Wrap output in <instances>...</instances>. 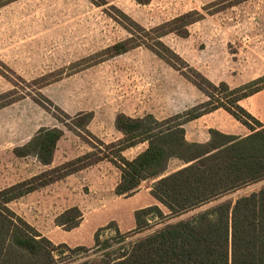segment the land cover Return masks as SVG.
<instances>
[{"label": "rangeland", "instance_id": "rangeland-1", "mask_svg": "<svg viewBox=\"0 0 264 264\" xmlns=\"http://www.w3.org/2000/svg\"><path fill=\"white\" fill-rule=\"evenodd\" d=\"M195 10L203 17L190 24L188 32L179 21L172 27L181 34L156 36L155 27ZM122 41L130 49L116 54L113 46ZM261 76L264 0H0V152L4 159L0 171L13 173L0 185L43 172L36 140L29 146L34 156L27 160L28 167L19 159L18 176L10 169V145L34 140L42 129L62 128L88 142L92 151L104 152L106 146L88 134L87 122L93 109L100 113L97 126L110 125L114 110L107 107L112 97L121 101L124 95L141 92L156 99L157 103L150 102L153 108L166 112L177 103L179 108L199 105L209 100L206 92L229 101V91L221 82L237 88ZM26 168L29 172H24ZM263 188L264 176L213 203H234ZM20 198L7 206L54 244L50 264H107L165 223L149 216L150 228L121 232L110 221L95 229L98 244L74 245L50 238L68 231L56 222L61 207L86 201L89 215L107 216L109 202L42 189ZM38 260L48 259L17 246L0 220V264Z\"/></svg>", "mask_w": 264, "mask_h": 264}, {"label": "trees", "instance_id": "trees-1", "mask_svg": "<svg viewBox=\"0 0 264 264\" xmlns=\"http://www.w3.org/2000/svg\"><path fill=\"white\" fill-rule=\"evenodd\" d=\"M202 17L197 10L187 12L155 27L154 31L157 37L173 31L181 34V30L172 26L182 21L181 27L188 32L187 27ZM113 48L116 54L130 49L125 41ZM195 83L202 88L200 83ZM221 85L229 91L227 99L231 100L224 102L223 98L216 99L215 94L206 92L209 100L162 121L152 115L132 118L120 113L115 124L124 133L123 139L105 144L88 131L96 142L106 146L104 152H88L1 189L0 220L13 235L14 243L32 255L43 254L48 259L33 264H50L54 244L12 211L7 206L11 201L105 159L122 171L115 193L129 196L142 181L163 174L170 158L178 157L192 163L160 178L152 189L153 196L169 212L164 213L158 205L135 212L139 230L151 227L149 216L157 217L159 223L165 222L164 225L140 238L129 250L107 264H264V188L242 196L234 203H213L227 192L264 176V125L239 103L264 89V76L237 88H230L226 82ZM218 108L227 110L253 133L238 137L211 130V139L207 143L186 141L182 125ZM63 134L60 128L42 129L34 140L16 148V155L34 154L29 146L36 140L35 152L40 162L50 165ZM145 140L149 147L135 159L128 160L122 155L124 149ZM24 148L26 151L18 153ZM177 217L181 218L166 223ZM82 218V211L71 207L62 212L56 222L70 230L78 226ZM98 242L96 235L95 243Z\"/></svg>", "mask_w": 264, "mask_h": 264}, {"label": "crops", "instance_id": "crops-1", "mask_svg": "<svg viewBox=\"0 0 264 264\" xmlns=\"http://www.w3.org/2000/svg\"><path fill=\"white\" fill-rule=\"evenodd\" d=\"M155 100V98H145V94H142L141 92L124 95V98H122L121 101H118L115 99V97H112V99L109 100L110 104L107 107L110 110L112 108L114 110L110 125H108L106 128L97 126L96 123L101 121L99 116L100 113L90 109L89 111L92 112V119L88 123L87 129L90 133L103 142H116L124 138V133H122V131H120L115 124L116 117L120 113L132 118H142L146 115H152L155 119L162 121L186 110L189 107L194 106L191 105L188 107L184 105L183 108H179L177 103L175 105L176 108L173 110L167 109L166 112H161L159 109L153 108L151 106L150 102L157 103ZM239 103L264 125V89L242 99ZM65 109H67L69 113H76L74 111H70L69 108ZM79 111L83 112L85 109H80ZM182 127L185 131V139L190 143L209 142L211 139V130H218L224 134L238 137H246L253 133L249 127L236 119L224 108L215 109L211 112L201 115L198 118L189 120L185 122ZM63 132V136L57 142L52 163L50 165H43L40 162L41 167L44 168L42 171L74 160L88 152H91L92 149H94L93 146H91L88 142L83 141L77 134L66 130H63ZM29 141L30 139H26L20 143L16 142L15 144L10 145V169L14 171V176H18L19 173V159L24 160L26 167H28L27 160L31 156H34L32 154L18 156L14 153V149L28 144ZM148 147L149 142L147 140L139 141L135 145L124 149L122 151V155L128 160H133ZM2 155V152H0V167H2L4 162ZM191 163L192 162L187 163L178 157L170 158L167 169L163 174L159 175L158 177L149 178L142 181L139 188L129 196L117 195L115 193L116 186L122 177V171L113 162L107 159L101 160L93 165L78 170L75 173L69 174L62 179L54 181L40 188L43 191L53 192L58 195L65 193L68 195L74 194L82 196L83 194L87 196V200L91 198L97 202L99 200L104 203L109 202L108 205L111 206L110 215L104 216L102 212H94L89 215V207L86 201L85 203L79 201L68 203V205L61 207L62 210L59 212V215L71 207H78L83 213V218L80 224L71 230L65 231L64 233L54 234L53 236H50V238L57 242H65L74 245H90L95 241V237L93 235L95 229L97 227L103 226L107 222L109 223L110 221H114L118 230L121 232L137 228L138 225L135 217V212L137 210L152 205H158L160 208V205L164 206L152 194V189L155 183L160 178L174 173ZM24 172H29V169L26 168ZM12 176L13 173L2 174L0 171V181L8 179ZM25 179L28 178L24 177L21 180L0 185V190ZM38 190L30 192L25 196H28ZM56 203L57 204L54 203V205H59L58 202ZM91 208L92 210H95L93 205H91ZM89 231L91 232L90 236L87 234Z\"/></svg>", "mask_w": 264, "mask_h": 264}]
</instances>
